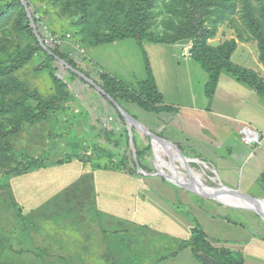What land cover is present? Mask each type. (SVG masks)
Listing matches in <instances>:
<instances>
[{
	"label": "rangeland",
	"instance_id": "374dc122",
	"mask_svg": "<svg viewBox=\"0 0 264 264\" xmlns=\"http://www.w3.org/2000/svg\"><path fill=\"white\" fill-rule=\"evenodd\" d=\"M29 1L31 11L28 14L35 20L33 28L38 42L42 40L41 35L56 36L60 44L52 49L60 53L63 61L53 62L48 54L33 52L36 43L26 31L15 29L13 16L0 29V67L16 66L10 76L27 84L33 93L44 97L65 93L67 97L59 109L48 113L50 120L34 125L25 123L20 132L7 140L18 160L12 164L13 168L22 163L26 167L35 164H39V167L28 171L17 168L20 170L18 173H9L11 170L1 167L0 162V264H56L55 240L62 238L60 231L64 237L68 236L67 239L72 238L67 250L78 247L80 252L84 251L78 259L87 258L86 254H99L94 256L95 264L143 263L146 258L133 256V251L136 254L133 247L138 249V254L152 248L155 243L147 245L146 236L149 239L165 236L164 246L169 240L171 249H177L180 245L192 254V242L196 249H202L201 246L213 247L218 252L215 259L226 263L264 264V219L254 211L231 208L217 199L187 191L168 181L161 174L163 163L157 148H154L157 156L154 154L150 138L131 126L108 98L81 75L92 78L100 87L109 88L106 73L110 72L129 85L125 88L138 95V92H154L150 80L152 71L157 78V90L165 98L164 103L174 107V112H180L181 118L171 122L164 133L166 137L180 141L181 146L174 148L175 153L204 162L198 159L201 156L214 163V166L206 162L190 163L188 168L180 170L193 174L196 168L201 171L199 174L203 175L205 185L218 189L222 186L219 181H222L228 188L240 189L243 195L258 199H264L261 186L253 183L249 188H240L239 184L244 181V173L254 166L257 151L264 153V99L258 97V103L246 99L242 90H250V87L232 75H225L233 82L229 85L219 84L217 101L210 103V98L206 96L208 74L195 61H187V58H191V41L174 45L146 42L139 47L134 40L128 39L99 47H85L81 43L78 21L63 14L62 4L65 0ZM168 1L160 2L153 9L151 30L160 36L166 31L165 23L171 16L164 8ZM235 26L231 21L221 25L218 35L211 42L218 45L226 40H237L239 49L232 61L243 67L245 60H259L258 51L255 42L245 31V42L240 40ZM24 58L30 59L17 69L18 61ZM65 60H71L73 65L65 68ZM147 80V83L140 84ZM111 82L117 84L118 89L119 84ZM121 88L125 93L122 85ZM228 94L229 97H226ZM129 99H117V102L141 124L146 123V119L138 114V104ZM33 104L35 106L36 102ZM193 106H212V110L238 121H227L218 115H211L204 122L208 124L207 129L191 136L190 143L185 144L183 139L192 132L182 133L183 117H188ZM167 115L162 114L159 123L168 125L170 116ZM191 116L198 122L201 113L199 111L197 116ZM210 123L217 124L210 126ZM236 124L257 131L262 144L255 149L244 145L235 129ZM190 125L193 127L192 121ZM160 152L166 161H170L164 151ZM139 164L143 166L141 170L146 176L138 175L141 171ZM167 167L175 168L173 163ZM170 177L186 184L177 174ZM78 187L81 191L86 188L90 193H76ZM83 195H88L84 202L88 201L89 204L80 209V214L75 212L77 217L70 218L74 212L68 210V218L61 224L54 225V219H58L56 209L44 208L42 212L43 205L40 208L37 206L39 201L46 206L61 201L64 207L70 208V204L78 211L76 207L81 198L74 197ZM97 202L101 209L93 215L90 209L98 210ZM133 214L137 216L138 224L145 226L147 231L141 234L136 230L125 236L124 232H119V223ZM151 224H155V228L149 226ZM97 225H105L111 234L116 235L109 243L112 252L108 257L109 262L105 260L107 253H102L106 248L99 240L101 231ZM202 235L204 239H198ZM33 236L47 245V257L41 254L34 257L29 251L38 254L37 241L32 239ZM170 239H175L173 244ZM26 241H33L35 249ZM91 244H95L94 249L90 247ZM205 252L210 253V250L206 249ZM162 253H165V249L160 245L159 254ZM86 258L80 262L85 264Z\"/></svg>",
	"mask_w": 264,
	"mask_h": 264
},
{
	"label": "trees",
	"instance_id": "16d2710c",
	"mask_svg": "<svg viewBox=\"0 0 264 264\" xmlns=\"http://www.w3.org/2000/svg\"><path fill=\"white\" fill-rule=\"evenodd\" d=\"M165 1L65 0L62 5L64 6V16L77 20L78 26L81 27L82 46L99 47L128 39L134 40L139 47H143L146 42L174 45L179 42L191 41L193 43L192 59L209 77L207 97L213 98L220 77L224 72H228L239 81L248 84L264 99V79L257 72L245 69L232 61L239 47L237 40H226L218 45L211 42L218 35L221 25L231 21L236 24V32L242 42H245L244 31L255 42L259 60L264 66V0H170L165 3L164 8L171 16L165 23L166 31L163 36H160L151 30L154 17L153 9L160 2ZM29 11H31L29 0H0V29L14 16L15 29L19 32L26 31L36 43L33 52H44L53 62L60 63L63 61L62 56L58 51L52 49L57 47L41 45L38 42L33 28L35 20L29 16ZM38 37L40 36L38 35ZM41 38L43 41L42 35ZM29 59L19 60L17 69L22 68ZM65 61L68 63L63 65L65 68L73 65L71 60ZM15 67L11 66L5 69L0 67V153H2L0 157L2 166H0L11 170L9 173L38 168L39 164L26 167L22 163L17 166L20 170L13 168L12 164H16L18 160L13 154L14 148L7 141L8 138L20 132L25 123L34 125L50 120L48 113L51 110L59 109L67 97L65 93L60 96L58 94L44 97L37 92H31L27 84L10 76ZM44 67L47 68V66ZM146 69L149 70L148 65H146ZM106 75V85L109 88L106 86L101 88L115 101L117 99L127 100L130 97L129 100L137 103L138 107L144 111L150 113L167 111L166 107L159 106L162 99L155 89L153 93L138 92L137 95L125 88L127 85L122 81L108 73ZM150 80H152V75ZM111 81H116L120 88L117 89V84ZM121 85L124 87L125 93L122 91ZM32 101L36 102L35 106ZM54 138L56 137L54 136ZM7 154L11 155L7 156ZM4 163L7 165H3ZM62 163L67 162L63 161ZM139 167L143 169L141 164ZM259 184L264 188V176L260 179ZM199 237L198 239H204V235ZM192 246L194 255L203 264H231L215 259L218 252L213 247L204 248L201 246L202 249H196L193 242ZM206 249H209L210 253H206ZM200 250L203 251V254ZM224 255L227 254L224 253Z\"/></svg>",
	"mask_w": 264,
	"mask_h": 264
},
{
	"label": "crops",
	"instance_id": "0c3cea01",
	"mask_svg": "<svg viewBox=\"0 0 264 264\" xmlns=\"http://www.w3.org/2000/svg\"><path fill=\"white\" fill-rule=\"evenodd\" d=\"M144 44H146V43H144ZM143 44V45H144ZM238 49H239V47H238ZM238 51V50H237ZM236 51V52H237ZM191 53V52H190ZM236 54V53H235ZM234 54V55H235ZM257 56H258V53H257ZM185 57V56H184ZM189 57H191V58H187V61H194L193 59H192V54H190V56ZM259 58V57H258ZM234 63V62H233ZM236 64V63H235ZM244 66H243V68H245V69H248V70H252V71H255V72H257L259 75H260V77L262 78V79H264V66L261 64V62H260V60H245L244 61ZM236 65H238V64H236ZM240 66V65H239ZM242 67V66H241ZM108 74H110L111 75V73L110 72H107ZM151 75H152V83H153V88L155 89V91H156V93L157 94H159L160 96H161V99H162V103H161V105H159L160 107H166L167 108V111H164V112H160V113H153V112H147V111H144L143 109H141V108H139L138 107V114L140 115V117H142V118H144V119H146V123H143L145 126H147V128H149V130L151 131V132H153V133H155L157 136H159V137H161V138H163V139H165L169 144H171L172 146H175L176 147V149H178L179 148V146H181L180 144V141H174V140H172V139H170V138H168V137H166L165 135H164V133L166 132V130L168 129V126L171 124V122H173L174 120H177V119H180L181 118V116H180V112L178 111V109H177V111L178 112H174V107H170L169 106V104H167V103H164V97H163V95L162 94H160L159 93V91L157 90V87H156V77H154L153 76V74H152V71H151ZM225 75H232V74H230V73H228V72H224L223 74H222V76L220 77V81H219V83L217 84V86H216V89H215V93H214V96H213V98L212 99H209V101H210V103H213V102H215V101H217V97L219 96V93H218V91L220 90V88H219V84L221 85L222 83H226V84H230V83H232L233 82V80H231L230 78H228L227 76V78H225ZM113 76V75H112ZM233 76V75H232ZM113 77H115V76H113ZM115 78H117V77H115ZM156 78V79H155ZM236 78V77H235ZM118 79V78H117ZM237 79V78H236ZM93 80V79H92ZM119 80V79H118ZM149 80V79H148ZM148 80L147 81H142L140 84H145V83H147L148 82ZM238 80V79H237ZM121 81V80H120ZM239 81V80H238ZM123 82V81H122ZM239 82H242V81H239ZM124 83V82H123ZM242 83H244V82H242ZM125 84V83H124ZM244 84H246V83H244ZM127 85V84H126ZM246 85H248V84H246ZM127 86H129V85H127ZM249 86V85H248ZM250 87V86H249ZM236 88H237V86H236ZM238 89V88H237ZM242 92H243V96L244 97H246V99H248V100H253L254 101V103H258L257 101V99H258V97H261V96H259L257 93H256V91L254 90V89H252L251 87H250V90L248 89V90H242ZM238 93H240L239 91H238ZM226 97H229V94L228 95H226ZM262 98V97H261ZM263 99V98H262ZM244 103V102H243ZM243 103H241V105L243 104ZM126 110V109H125ZM127 111V110H126ZM200 111V113H201V117H200V119L198 118V117H196V119L198 120V122L195 120V118L194 119H192V117L193 116H191V114L192 115H195V116H197V113ZM128 112V111H127ZM129 114H130V112H128ZM189 113V115H188V117L187 116H184L183 117V119L185 120L184 121V124H183V127H182V133H184V134H186V132H188L189 130H191V132H192V134L191 135H187L186 134V136H185V138L183 139V141L182 142H184L185 144H188V143H190V139H191V136H195L196 134H197V132H199L200 130H202V129H207V126H208V124H205L204 122L211 116V115H218L221 119H223V120H227V121H238L237 120V118H232V117H230V116H228V115H225V114H222V113H218V111L217 110H212V106L211 107H209V108H203V107H197V106H193V107H191L190 108V111L188 112ZM162 114H168L167 116H170V119H169V123H168V125H166V123H159V121H160V119H161V116H162ZM215 117V116H214ZM135 118V117H134ZM202 119L204 120V121H202ZM193 122V127L190 125V122ZM177 122V121H176ZM178 123V122H177ZM212 124H217V123H210V126H212ZM221 124L223 125V124H225V123H223V122H221ZM181 126H182V119H181ZM234 126V125H233ZM235 129L237 130V133H239V135L241 136V141H242V143L244 144V145H248V146H251L252 148H257L259 145H261L262 144V139H261V137H260V135H259V133L257 132V131H254V130H252V129H250L249 127H247V126H238L237 124L235 125ZM246 130H250V131H252V132H254V133H256L257 134V136H258V140H259V142L258 143H253V144H248L247 142H246V138L248 137V135H246V133H245V131ZM139 131V130H138ZM244 138H245V140H244ZM141 139H143V138H141ZM151 141V140H150ZM200 142H202V140H200ZM203 143V142H202ZM258 145V146H257ZM174 148V147H173ZM257 151V149L255 150V152ZM193 152V151H192ZM257 154H258V156L257 155H254V157H255V159H253V164H254V166L251 168H249L248 170H247V172H245L244 173V176H245V178H244V181H241V183L239 184L240 185V188L241 187H247V188H249L251 185H253V183L254 184H257L259 187L261 186L260 184H259V182H260V179L264 176V153H261V152H259V151H257ZM252 155H253V153H252ZM251 155V156H252ZM183 157H185V158H187L188 160H190V161H192L191 163H193V162H195V161H198V160H196V159H190V158H188L187 156H186V154L183 156ZM257 157H259V158H257ZM248 158V157H247ZM198 159H200V160H203L204 162H206L207 164H209L210 166H214L213 164V162L211 161V160H205L204 158H201V156L198 158ZM228 161H231V160H228ZM257 161V162H256ZM201 162V161H200ZM204 162H201L202 164H204ZM232 162H236V161H232ZM252 164V165H253ZM206 165V164H205ZM190 166V165H189ZM207 166V165H206ZM238 168L240 167L239 165H236ZM194 168V167H193ZM207 168L209 169V167L207 166ZM215 168V167H214ZM139 169L141 170V168L139 167ZM194 170L195 171H197V172H200L201 173V171H198L196 168H194ZM215 172H216V169H215ZM217 174V173H216ZM138 175H143V176H146V174L144 173V171L143 170H141V171H139L138 172ZM218 176V175H217ZM86 178H87V176H85ZM142 177V176H141ZM220 184L222 185V186H225V187H227L228 188V186H226V185H224V183H222V181H220ZM262 187V186H261ZM214 188V187H213ZM85 190H83V191H81L80 190V187H78V189H76L75 190V192L76 193H85V194H88V193H90V192H88L87 190L88 189H86V188H84ZM171 189V188H170ZM230 189V188H229ZM262 189H263V192H264V188L262 187ZM230 190H232V189H230ZM174 191V190H173ZM232 191H238V192H240V193H243V192H241V190L240 189H238V190H232ZM188 194V193H187ZM85 196H88V195H83V196H77V197H74V198H81V200L77 203V207H76V209L79 211H76L74 208V206H72L71 207V205L69 204V206H70V208L69 207H64L63 205H62V202L61 201H58V202H53V203H51V204H49V205H44L41 201H39L38 203H37V206L40 208L42 205H43V211L42 212H44V210L45 209H56V211H57V214H58V219H54V225H56L57 223H59V224H61V223H64L65 221H66V219L68 218V217H66L67 216V211L68 210H71V212H74V214L73 213H71V216H70V218H73V217H77V215L75 214V212L77 213V214H80V209L84 206V205H88L89 203H88V201L87 202H84V199L86 198ZM249 196V195H248ZM97 206H98V210H93L92 208L90 209V210H92V213H93V215H95V214H97L98 212H100L99 210L101 209L100 208V206H99V202H97ZM59 207V208H58ZM45 208V209H44ZM152 211H154V208H152ZM42 212H40V213H42ZM39 213V214H40ZM38 214V215H39ZM55 216V215H54ZM88 218H90V217H88ZM120 220V219H119ZM89 223H91V222H89ZM110 223V222H109ZM142 223H144V221H142ZM93 225H94V223H93ZM145 225H148V224H145ZM176 225H177V223H176ZM98 227H99V230L101 231V233H100V241H101V243L104 245V247L106 248V251L104 250V251H102V253H104L105 252V254H106V256H105V254L103 255V256H105V260H107L108 262L110 261V259L108 258L110 255H111V249H110V245H109V243H110V241H111V239H114L115 237H116V235L115 234H111L110 233V231L105 227V225H97ZM135 226H138V227H135ZM149 226H152V227H154V226H156L155 224H151V225H149ZM155 228V227H154ZM119 232H124V235L126 236V234L128 235V233L129 232H131V233H133V232H135L136 230H139L140 231V233L142 234L143 232H146L147 231V229L145 228V226H143V225H140V224H138V219H137V216H135L134 214L132 215V216H129V217H127L126 218V220H124L123 222H121V223H119ZM158 231V230H157ZM60 233H61V236H62V238L61 239H56L55 240V244H56V246H55V253H54V255H55V257H57V258H55L54 256H49V257H54L55 258V260H56V264H84V263H82V261L80 262V260H82L83 258H86V257H83V258H80V259H78L79 258V256H81L82 254H83V252L84 251H79V249H78V247H75L74 249H69V250H67L68 248H69V244H70V241L72 240V238L71 239H67V237L68 236H65L64 237V235H63V232L62 231H60ZM140 234V236H141V239L143 240V238H142V235ZM147 235V234H146ZM169 235V234H168ZM112 236H114V237H112ZM152 236H155L154 234H152ZM69 237H71V236H69ZM164 237L165 236H162V237H160V238H158V239H155V238H152V239H149L147 236L145 237V241H146V244L147 245H151L152 243H155V245L152 247V248H149V249H147L145 252H144V254H138V249H136V247H133L134 248V250L136 251V254H134V251H133V256H141V257H145L146 258V260L143 262V263H141V264H203V263H201L197 258H196V256L194 255V254H192V253H189V252H187V250L185 249V250H183L182 248H181V246L180 245H178L177 246V249H171L170 248V242H169V240H168V243L166 244V246H164V243H163V239H164ZM132 238L134 239V235L132 236ZM175 238V237H174ZM32 239L34 240V241H37V246H38V254H36L34 251H32V250H29L30 252H32V255L35 257H38V256H40V254L41 255H43V256H45V257H47L46 256V249H47V245H45L43 242L41 243V241H40V239H38L37 240V238L36 237H32ZM75 239V238H74ZM90 239L91 240H94V238L92 237H90ZM30 240V239H29ZM174 240L175 239H170V241H171V243L173 244L174 243ZM75 241H77L76 239H75ZM27 243H29V244H32V248L33 249H35V247H36V245L34 244V242L33 241H31V243L30 242H28V241H26ZM136 243H138V236H137V239H136ZM42 245H44V246H42ZM60 245V246H59ZM160 245H161V248H164L165 249V253H162V254H159V252H160ZM248 247L250 246V245H247ZM60 247V248H59ZM90 247H92L93 249L95 248V244H91L90 245ZM48 250V249H47ZM256 250H260V249H256ZM22 251H24V249L22 250ZM87 251V250H86ZM252 251V250H251ZM262 251V250H261ZM260 251V252H261ZM194 253V252H193ZM87 255V261H86V263L85 264H95V260H94V256H100L99 254H97V255H95V253H93V254H90V255H88V254H86ZM174 255V256H173ZM171 256H173V257H171ZM108 258V259H107ZM116 259V258H115ZM45 261V260H44ZM108 264H110V262L108 263Z\"/></svg>",
	"mask_w": 264,
	"mask_h": 264
},
{
	"label": "bare ground",
	"instance_id": "6f19581e",
	"mask_svg": "<svg viewBox=\"0 0 264 264\" xmlns=\"http://www.w3.org/2000/svg\"><path fill=\"white\" fill-rule=\"evenodd\" d=\"M245 133L251 139H257V137H258L256 133H254L252 131H249V130H246ZM170 147H172V146L168 145V144H164V143L160 142L159 140H155L154 141V148H157L158 153H159V155L161 157L160 161H162V163H163L161 168H163L162 170L164 171V173L170 179H171V177H170L171 174H174V175L177 174L186 182V184H185L182 181H177L175 178L172 179V180H174L175 182H177L179 184H183V185L188 186V187H191V186L202 187V191L200 193L209 194L211 192H214L212 190H215L216 188H213V187L205 185L202 182L203 175L200 176L199 172H197V171L193 172L192 171L193 174H189V173L186 174L185 172L180 170V169L188 168L189 164L192 161L185 160L184 158H182L181 155H179L178 153H175V150H174L173 147L172 148H170ZM160 150L164 151V153H166L169 156L170 161H166L163 158V156L161 155ZM155 155L157 156V152L156 151H155ZM195 162L198 163L200 161H195ZM195 162H193V163H195ZM171 163L174 164L175 168L174 169L171 168V167L170 168H168V167L166 168V166L167 165L169 166ZM179 165L181 166V168H180ZM202 172L205 174L204 171H202ZM196 182H197V184H196ZM216 198L220 202H222V203H224L225 205H228V206H232V207H236V206L244 207L245 206V207H248V208L255 207V208H261L262 210H264V202H256V201H252L251 202V201L247 200L246 198L230 195L228 192H224L223 190L219 191V196L216 197Z\"/></svg>",
	"mask_w": 264,
	"mask_h": 264
},
{
	"label": "water",
	"instance_id": "95a60500",
	"mask_svg": "<svg viewBox=\"0 0 264 264\" xmlns=\"http://www.w3.org/2000/svg\"><path fill=\"white\" fill-rule=\"evenodd\" d=\"M31 17V16H30ZM37 33V32H36ZM38 36V35H37ZM40 43H42V40L40 39ZM81 77L83 79H85L87 82H89L90 84L94 85L97 90L99 92H101L105 97L108 98V100L113 104V106H115V108H117V110L120 112V114L124 117V119L127 120V122H129V124L131 126H134L135 128H137L140 132L146 134L150 140H151V144H152V147H153V150H154V154H155V149H154V141L155 140H159L160 142L164 143V144H168V145H171L169 144L165 139L157 136L155 133L151 132L146 126H144L143 124H141L137 119H135L131 114H129L123 107L120 106V104H118L117 101H115L113 98H111L109 95L106 94V92L98 85H96L94 83V81L90 78H87L86 76L84 75H81ZM172 146V145H171ZM176 149L175 146H172ZM156 157V156H155ZM185 160H188L187 158L183 157ZM162 176H164L168 181L172 182L173 184L179 186L180 188H183L187 191H190V192H195V193H198V194H204V193H200L202 191V187H199V186H191V187H188V186H185V185H182V184H178L176 183L174 180L170 179L165 173L164 171L161 172ZM197 184V183H196ZM223 190L224 192H228L230 195H234V196H238V197H243V198H246L247 200L249 201H256V202H264V199H258V198H254V197H250V196H245L243 195L242 193L238 192V191H232L230 190L229 188L225 187V186H221V188H218V189H215V190H212L214 192H211L209 194H204L206 195L207 197L209 198H213V199H217L216 197L219 196V191ZM218 200V199H217ZM219 201V200H218ZM224 204V203H223ZM228 206V205H227ZM231 208H238V209H242V210H250V211H254L256 212L258 215H260L263 219H264V210H262L261 208H255V207H232V206H229Z\"/></svg>",
	"mask_w": 264,
	"mask_h": 264
},
{
	"label": "built area",
	"instance_id": "2783aa9c",
	"mask_svg": "<svg viewBox=\"0 0 264 264\" xmlns=\"http://www.w3.org/2000/svg\"><path fill=\"white\" fill-rule=\"evenodd\" d=\"M52 36H47L46 37L45 35H43V37H44V40L42 41L43 45L58 46L60 44V40L56 36L55 37H52ZM246 142L248 144H253V143H258L259 140H258V137H257V139H251V138L247 137L246 138Z\"/></svg>",
	"mask_w": 264,
	"mask_h": 264
}]
</instances>
